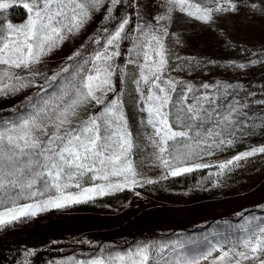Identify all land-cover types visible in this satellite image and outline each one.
I'll use <instances>...</instances> for the list:
<instances>
[{
  "label": "rangeland",
  "instance_id": "obj_1",
  "mask_svg": "<svg viewBox=\"0 0 264 264\" xmlns=\"http://www.w3.org/2000/svg\"><path fill=\"white\" fill-rule=\"evenodd\" d=\"M192 2L212 8V17L204 22L177 9L170 20L161 22L167 27L166 35L157 33L163 35L166 49L162 79L177 82L176 94L183 91L190 99L193 94L221 100L234 97L247 105L242 110L247 123L238 125L234 137H226L233 140L232 144L197 149L196 159L186 166L193 171L178 176L167 174L148 140L152 133L148 113L141 111V107H148L145 95L150 88L142 75H150L148 68L159 57L150 52L149 60H144L143 54L148 51L146 39L151 40V36H143L137 28H158L155 17L166 12V0H131L130 12L123 16L130 21L128 28L133 29L129 33L131 38L120 42V54L110 63L114 73L112 84L136 137L131 159L141 173L140 183L62 209L38 212L23 223L0 227V251L7 254L11 264H92L96 260L127 264L129 254L142 246H150L149 264H185L191 260H199V264H235L232 257L223 258V253L241 245L264 226V153L257 152L219 168L237 155L264 147V143L249 144L246 129L251 120L264 121V103H260L264 101V2L234 0L235 11L219 12L214 11V0ZM14 7L22 8L24 14L16 21L4 20L5 26H22L27 22L22 0H17ZM105 15L106 6L95 11L83 28L75 34H65L66 38L38 65L48 76L61 66H70L67 73H61L50 84L44 76L37 78L35 83L43 85L47 92L34 85L17 94L0 95V120L23 119L31 112L27 97L53 93L71 80L78 69L86 75L83 69H91V61L98 51H103L101 45L106 44L101 31ZM121 18L111 22L112 30ZM96 39L101 44L96 43L90 56L74 55L86 42ZM220 48L229 58L226 66L219 63ZM69 56L73 59L68 60ZM226 84H234L237 89L230 96L224 91ZM186 85L192 86V92H187L183 87ZM203 85L210 87L205 89ZM196 164L208 166L196 168ZM148 180L153 182L147 183ZM181 181H185L184 186ZM87 204L97 208L87 211ZM161 247L163 252L159 251ZM29 251L33 254L25 255ZM120 256L125 257L124 262L116 259Z\"/></svg>",
  "mask_w": 264,
  "mask_h": 264
},
{
  "label": "snow or ice",
  "instance_id": "obj_2",
  "mask_svg": "<svg viewBox=\"0 0 264 264\" xmlns=\"http://www.w3.org/2000/svg\"><path fill=\"white\" fill-rule=\"evenodd\" d=\"M16 2L0 0V15ZM214 2L217 5L214 11L236 10L234 0ZM121 4L123 0H22V7L28 13L24 25L8 23L5 26L0 19V95L17 94L34 85L47 92L43 85L35 83L37 78L44 76L50 84L61 73H67L70 66H61L48 76L38 65L66 38L65 34H75L83 28L95 11L106 6L105 21H111L113 11ZM177 9L204 22L213 13L212 8L192 0H166V12L155 17L158 28L137 26L143 36H151V40L146 39L148 51L143 54L144 60H149L150 52L159 57L148 68L150 75H142L150 88L145 95L148 107H141V111L148 113L147 123L152 128L148 140L154 155L171 176L193 171L180 165L201 146L206 150L232 144L233 140L226 137H234L239 131L238 125L247 123L242 118V110L247 105L234 97L221 100L216 96L193 94L190 99L183 91L176 94L177 82L162 79L166 49L163 35L157 33L167 34V27L161 22L170 20L171 13ZM129 23L123 17L114 30L101 29L106 44L101 45L103 51H98L91 61V69H83L86 75H81L78 69L71 80L53 93L27 97L31 112L23 119L0 120V206L3 207L0 227L23 223L36 217L38 212L62 209L140 183L141 173L133 167L131 159L136 137L128 126L122 101L111 80L114 73L110 62L119 56L120 42L131 38L129 33L133 29L128 28ZM94 42L101 44L99 39ZM74 55L80 56V53ZM183 87L192 92L191 85ZM174 108L177 123L172 120ZM257 152L264 153V147L237 155L219 168L224 169ZM207 166L195 165L196 168ZM159 251L163 252V248ZM32 254L29 251L25 255ZM150 257V246H142L129 254L127 264H149ZM228 257L235 264L245 261L264 264V226L241 245L225 251L223 258ZM116 259L125 261L123 256ZM92 264L105 262L96 260ZM185 264H199V260Z\"/></svg>",
  "mask_w": 264,
  "mask_h": 264
},
{
  "label": "trees",
  "instance_id": "obj_3",
  "mask_svg": "<svg viewBox=\"0 0 264 264\" xmlns=\"http://www.w3.org/2000/svg\"><path fill=\"white\" fill-rule=\"evenodd\" d=\"M245 2H251V3H255V2H264V0H245ZM130 12V6H129V0H123V4L118 5L117 8L113 11V17L114 19L111 21H105L102 20V28L103 27H108L109 30L111 31L113 28V23L118 20L119 18L123 17L125 14H128ZM24 14V11L22 8L20 7H14V8H10L9 10H7L6 12L3 13V15H0V19L3 20H10V21H16L19 20L20 18H22ZM6 17V19H5ZM113 22V23H111ZM105 36V34L102 33V38ZM96 47V43L93 40H89L88 42H86V44L84 45V47L79 51L80 56L79 57H88L92 54V52L94 51ZM226 53L223 50V48H220L218 51V60L219 63L222 64L221 66H224L226 63L229 62V58L227 56H225ZM226 66V65H225ZM255 71H258L257 68ZM126 83H128V80H126ZM237 89L235 88L234 84H226L224 85V91L227 92V94L230 96L233 94L234 91H236ZM173 112V116H172V120L173 123H177L178 121H176V113H177V109L174 108L172 109ZM11 121H16V118H12ZM249 125H246V129L249 132V144L251 145H261L264 143V121L262 119H254L248 122ZM230 137V136H229ZM237 148H239V143L236 144ZM197 157V153L191 155L188 157L187 162L184 164H181L180 166L182 167H186L188 165H190V163L195 160ZM178 179V178H177ZM185 181H181V185L184 186ZM97 207H94L93 204H87L86 206V210L87 211H92ZM12 261L8 260V256L6 253L0 251V264H11Z\"/></svg>",
  "mask_w": 264,
  "mask_h": 264
}]
</instances>
